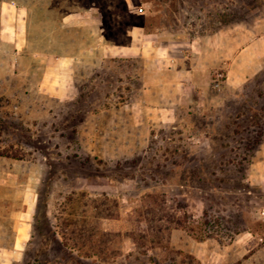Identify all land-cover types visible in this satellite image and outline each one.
Returning a JSON list of instances; mask_svg holds the SVG:
<instances>
[{
  "label": "rangeland",
  "instance_id": "obj_1",
  "mask_svg": "<svg viewBox=\"0 0 264 264\" xmlns=\"http://www.w3.org/2000/svg\"><path fill=\"white\" fill-rule=\"evenodd\" d=\"M0 264H264V0H0Z\"/></svg>",
  "mask_w": 264,
  "mask_h": 264
}]
</instances>
